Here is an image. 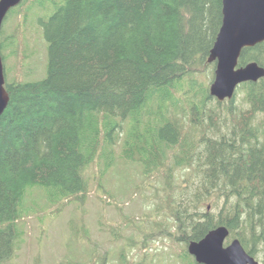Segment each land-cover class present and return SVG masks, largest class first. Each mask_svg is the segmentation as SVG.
Segmentation results:
<instances>
[{"label":"trees","instance_id":"trees-1","mask_svg":"<svg viewBox=\"0 0 264 264\" xmlns=\"http://www.w3.org/2000/svg\"><path fill=\"white\" fill-rule=\"evenodd\" d=\"M50 3L55 11L38 16ZM9 13L23 14L26 23L38 18L48 65L39 80H12L5 71L10 101L0 117V264L23 235L18 222L29 188L51 189L62 205L84 196L86 169L103 163L107 149L115 154L129 118L131 139L122 156L140 164L146 180L164 176L167 192L157 211L172 223L160 233L185 244V264H200L189 242L218 226L229 228L227 243L238 238L261 256L264 77L242 83L231 99L210 94L208 59L223 0H23ZM14 39H0L4 62ZM251 61L264 67V42L243 50L239 65ZM179 169H185L182 184L175 182Z\"/></svg>","mask_w":264,"mask_h":264},{"label":"rangeland","instance_id":"rangeland-1","mask_svg":"<svg viewBox=\"0 0 264 264\" xmlns=\"http://www.w3.org/2000/svg\"><path fill=\"white\" fill-rule=\"evenodd\" d=\"M58 1L62 4L65 0ZM55 9L53 4L48 11L36 12L47 18ZM11 15L0 33L6 43L10 35L15 36L14 45L3 50L7 78H44L48 42L38 18H29L26 23L23 14ZM211 64L209 70L215 74V62ZM209 70L202 76L205 81ZM242 97L243 91L237 103L242 104ZM123 125L114 145L115 154L107 149L101 156L103 163L94 162L86 169L89 185L84 196L62 205L56 203L63 197L52 200L51 189L38 185L29 188L21 207L23 218L18 222L23 235L14 255L3 264H185V244L160 233L172 223L168 213L157 211L167 192L164 176L156 174L146 180L140 164L123 158L122 147L131 139L130 118ZM175 176V182L182 184L185 169L177 170ZM157 221L160 226H156ZM257 259L263 264L264 252Z\"/></svg>","mask_w":264,"mask_h":264},{"label":"water","instance_id":"water-1","mask_svg":"<svg viewBox=\"0 0 264 264\" xmlns=\"http://www.w3.org/2000/svg\"><path fill=\"white\" fill-rule=\"evenodd\" d=\"M23 0H0V33L10 10ZM264 42V0H223V21L208 61L215 62L210 94L220 101L231 99L239 85L264 77V67L256 61L239 65L247 47ZM4 58L0 54V117L9 105L5 86ZM230 230L218 226L202 239L188 244V252L200 264H260L242 242L235 238L226 245Z\"/></svg>","mask_w":264,"mask_h":264},{"label":"bare ground","instance_id":"bare-ground-1","mask_svg":"<svg viewBox=\"0 0 264 264\" xmlns=\"http://www.w3.org/2000/svg\"><path fill=\"white\" fill-rule=\"evenodd\" d=\"M231 241H232V240H231ZM231 241H230V242H231ZM230 242L227 243V240H226V245L229 244Z\"/></svg>","mask_w":264,"mask_h":264}]
</instances>
